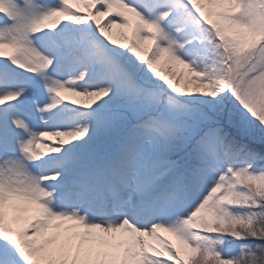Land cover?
Listing matches in <instances>:
<instances>
[{
    "label": "snow or ice",
    "instance_id": "6c2138e0",
    "mask_svg": "<svg viewBox=\"0 0 264 264\" xmlns=\"http://www.w3.org/2000/svg\"><path fill=\"white\" fill-rule=\"evenodd\" d=\"M0 264H264V0H0Z\"/></svg>",
    "mask_w": 264,
    "mask_h": 264
},
{
    "label": "rangeland",
    "instance_id": "374dc122",
    "mask_svg": "<svg viewBox=\"0 0 264 264\" xmlns=\"http://www.w3.org/2000/svg\"><path fill=\"white\" fill-rule=\"evenodd\" d=\"M118 31H120V30H118V29H113L114 38H117V39H118V37H115V33H117ZM127 32H128V30H127ZM127 32H126V33H127ZM176 71H177V72H179V71H184L185 73L187 72L186 69H182V68L179 67V66L176 68ZM181 86H183L182 82H181ZM68 100H69V101H77V102H79V101L82 100V98H81V97H74V96H73V100H71V99H68ZM65 102H66V103L68 102L67 99H65ZM70 106H74V105H70Z\"/></svg>",
    "mask_w": 264,
    "mask_h": 264
},
{
    "label": "bare ground",
    "instance_id": "6f19581e",
    "mask_svg": "<svg viewBox=\"0 0 264 264\" xmlns=\"http://www.w3.org/2000/svg\"><path fill=\"white\" fill-rule=\"evenodd\" d=\"M64 96H65L66 98H68V99L73 100V97H71V96H69V95H67V94H64ZM162 235L167 236V234H162ZM167 238L170 239V240L173 242V244H176V243H177L173 237L167 236Z\"/></svg>",
    "mask_w": 264,
    "mask_h": 264
}]
</instances>
